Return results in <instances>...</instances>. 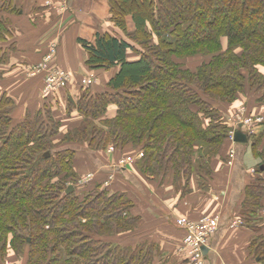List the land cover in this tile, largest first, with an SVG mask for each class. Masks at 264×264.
Returning <instances> with one entry per match:
<instances>
[{
    "label": "trees",
    "instance_id": "16d2710c",
    "mask_svg": "<svg viewBox=\"0 0 264 264\" xmlns=\"http://www.w3.org/2000/svg\"><path fill=\"white\" fill-rule=\"evenodd\" d=\"M109 5L120 36L100 32L94 43H78L89 69L118 70L101 92L86 87L69 100L67 110H77L81 120L66 133L47 105L15 122L14 100L0 95V264L9 250L26 264H153L156 244L121 242L140 218L127 192H111L103 181L67 192L79 178L76 155L111 142L123 152L142 150L137 172L159 183L171 176L183 198L193 182L210 189L211 159L233 130L225 110L242 96L264 107V0ZM22 13L13 0H0V41L10 36L1 15ZM199 56L204 61L196 68L183 63ZM7 62L0 48V66ZM248 136L260 163L244 190V219L257 215L264 198V132ZM250 251L254 264H264V236L252 240Z\"/></svg>",
    "mask_w": 264,
    "mask_h": 264
},
{
    "label": "crops",
    "instance_id": "0c3cea01",
    "mask_svg": "<svg viewBox=\"0 0 264 264\" xmlns=\"http://www.w3.org/2000/svg\"><path fill=\"white\" fill-rule=\"evenodd\" d=\"M13 1L23 13L1 15L5 17L10 36L0 41V48L8 53V62L0 66V95L6 93L14 100L16 107L12 116L15 122L47 105L62 122L63 135L71 127L70 123L81 120L77 110H67L69 100L76 101L86 87L101 92L118 70L89 69L86 65L88 53L78 43L79 39L94 43L100 32L120 36L110 21L109 0ZM127 20L129 31H134L132 17ZM53 46L55 55L50 64L68 72L70 81L65 87L46 92L45 75L33 77L29 67L37 66L45 55L51 54ZM131 57L135 58L134 53ZM87 80L91 81L87 84ZM236 109L253 112L255 116L264 115V107L242 96L225 110L229 125H232ZM114 113L115 109L111 108L109 115ZM232 148L236 152L232 164L223 156L212 159L210 189L202 190L193 182L192 192L183 198L167 182L161 184L143 178L132 163L118 166L123 157L129 156L126 154L129 149L113 154L80 152L74 165L82 168L84 174L96 173V182H105L111 192H127L134 199V214L149 219L152 230L135 233L132 241L136 242L130 244L142 242L148 236L147 239L158 247L153 264H190L180 251L185 231L176 225L175 219L184 216L197 220L205 215L219 217L218 230L209 238L206 264H254L250 243L257 236H264V198L257 215L244 219L240 213L245 187L252 181V170L260 162L252 154L251 142L239 145L228 141L223 155Z\"/></svg>",
    "mask_w": 264,
    "mask_h": 264
},
{
    "label": "rangeland",
    "instance_id": "374dc122",
    "mask_svg": "<svg viewBox=\"0 0 264 264\" xmlns=\"http://www.w3.org/2000/svg\"><path fill=\"white\" fill-rule=\"evenodd\" d=\"M4 19H5V17H4ZM239 52H242V50H239ZM45 56H44L43 60L38 63V64H42L43 63V66L42 67L37 68L36 65H32V66L30 65L29 72L31 73V75L34 74V72H37V70H39L38 73H37V76H34L33 75V77H38V75L41 76L42 74L46 75L45 73L47 71H45V70H51L53 68V66H51V64H50L51 63V59H48V58L46 59ZM203 61H204L203 57L199 56V57H195V58L186 59L185 61H183V63L187 67L196 68V66L199 65L200 63H202ZM85 86H88V85L86 84ZM86 90H89V92H92V90H94V89H93V87H89L88 89L86 88ZM249 113H244V114H245V116H248V117L251 116L252 118H254V120H255V118H259V116H264V115H257V116H255L253 112H249ZM238 115H242V113H241V111L239 109H236L234 111V114H233L234 117H232L233 119L231 121L233 130L229 133L228 141H230V142H232V139H231L232 132L235 131V129H236L235 128L236 127L235 118ZM23 119H24V117L21 119V121ZM70 124H71L70 126H72L74 124V122L73 123H70ZM97 125L99 127H102V125H100V123H97ZM259 128H260V130L255 135H252V136H258V135H261L264 132V127H262V128L259 127ZM58 140H59V138L57 137V140L56 141H58ZM239 145H245V144H239ZM111 147L114 148L113 151L109 150V149H111ZM233 150H234L233 148L231 150H229V152L225 156V155H223L224 149H222V151L220 152L221 153L220 156L221 157L223 156L224 157L223 159H225L227 161V163H231L232 164L233 161H234V158H235V154H236L235 151H234L235 152V154H234ZM118 151L121 152L122 150L119 149V148H117V146H116L115 143L111 142L105 148H102V149L98 150L97 152H99V153L100 152H103V153H109L110 152L111 154H113V153H116ZM121 153H123V151ZM126 154H129V156L126 155V157H123L118 162V164H119V165L117 164L118 166H121V167H122V165L123 166H128V164H130V163H132V165L133 164L135 165L137 163V161H140L143 158V156H144V152L142 150H140V151H136V150L135 151H129ZM220 156H218V157L220 158ZM212 159H214V158H212ZM212 159H211V166H212ZM75 160H76V158L74 159V164H75ZM74 168H75L77 174L79 175V178L76 180V182L74 181L75 183H71L70 186L73 185L75 188H77V191L79 193H83V191H85L87 188H90L92 182H95L96 183V181H97V179H95L96 176H97L96 173H94V172H88V173L84 174L82 172L83 171L82 168L78 169V168H76L75 165H74ZM135 169H136V165H135ZM255 170H256V168L254 170H252V172L254 173ZM89 175H93V177L90 180L88 178ZM140 175L143 178L149 180L150 182H152V181L155 182L154 177H152L151 175L150 176H146V175H143V174H140ZM164 182L165 183L167 182L169 185H172L174 187L173 189H175V186L176 185L174 186V184H173V178L171 176L167 177V179L165 178V180L161 184H163ZM169 185H167L166 187L167 188H170ZM191 188H192V185H191ZM175 190L177 191V189H175ZM178 190L180 191V189H178ZM179 191H177L178 194L180 193ZM149 201H150V199H149ZM206 217H218V216L205 215L203 217H200L197 220H201L202 218H206ZM179 218H187V219H190V220H194L195 219V218L194 219H191V218L184 217V216H181ZM179 218H177V219H179ZM177 219H175V223L177 222ZM150 230H152V223H149V219H146V218L142 219V217L140 216L139 221H138V224L136 225V230L134 232H130V233H127L126 232V234L121 235L122 236L121 238H123V239H121V242L124 243V244H126V245H131L130 243L136 242V241H132L133 240V237L134 238L136 237V234L135 233H138V232H148ZM118 238H120V237H118ZM147 238H148V236L145 237V239H143L142 242H145V241L152 242L151 240H148ZM129 241H131V242H129ZM24 257L25 256H23V255L22 256L21 255H16L13 251L9 250L8 256L6 257V259L1 264H26V259Z\"/></svg>",
    "mask_w": 264,
    "mask_h": 264
},
{
    "label": "built area",
    "instance_id": "2783aa9c",
    "mask_svg": "<svg viewBox=\"0 0 264 264\" xmlns=\"http://www.w3.org/2000/svg\"><path fill=\"white\" fill-rule=\"evenodd\" d=\"M55 55V46L51 49V54L46 56V59H52ZM42 64H38L36 67H42ZM39 70L34 72L32 76H37ZM43 71V70H42ZM45 74V90L50 92L52 90L65 87L70 81V75L63 69L52 68ZM91 80H87L85 83L88 84ZM242 115H238L235 118L236 129L239 126L245 128L248 135H255L259 130V127L264 126V116H259V118H252L251 116H245V110H240ZM235 129V131H236ZM260 129V128H259ZM235 131L232 132L231 139L234 141ZM114 150L113 147L109 149ZM235 150H233L234 152ZM235 154V152H234ZM123 166V165H122ZM93 175H89V180ZM177 225L185 231V237L183 239L180 251L188 257L190 264H206V258L204 254V248L209 246V238L214 234L219 227V217H206L201 220H190L187 218L177 219Z\"/></svg>",
    "mask_w": 264,
    "mask_h": 264
},
{
    "label": "water",
    "instance_id": "95a60500",
    "mask_svg": "<svg viewBox=\"0 0 264 264\" xmlns=\"http://www.w3.org/2000/svg\"><path fill=\"white\" fill-rule=\"evenodd\" d=\"M234 142L238 143V144H248L249 143V136L248 134L245 132V129L242 126H239L234 134ZM48 155V154H47ZM74 186L71 185L69 186L67 192L70 193L71 191H74ZM206 250L207 248H204V254L206 256Z\"/></svg>",
    "mask_w": 264,
    "mask_h": 264
}]
</instances>
